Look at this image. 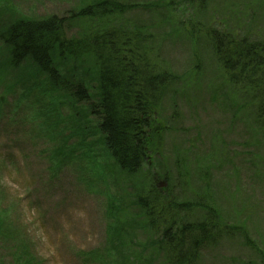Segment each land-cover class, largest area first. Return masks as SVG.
<instances>
[{
    "label": "rangeland",
    "instance_id": "rangeland-1",
    "mask_svg": "<svg viewBox=\"0 0 264 264\" xmlns=\"http://www.w3.org/2000/svg\"><path fill=\"white\" fill-rule=\"evenodd\" d=\"M107 1L123 11L79 16ZM51 16L64 17L69 38L112 27L141 32L158 67L176 80L153 119L145 163L127 174L103 151L87 104H75L30 61L12 66L0 39V113L16 107L30 124L18 123L13 142L5 137L0 144V264H164L156 248L163 230H152L137 204L164 191L176 202L193 204L200 196L214 210L221 238L201 252V264H264V140L200 33L217 29L264 41V0H0V34L16 20ZM58 55L59 73L92 94L97 62ZM46 110L56 123L49 129L35 121ZM86 130L87 138L78 139ZM61 132L82 164L71 175L56 167L58 148L51 147ZM75 173H87V183ZM183 215L195 223L205 212ZM100 248L102 258H81Z\"/></svg>",
    "mask_w": 264,
    "mask_h": 264
},
{
    "label": "trees",
    "instance_id": "trees-1",
    "mask_svg": "<svg viewBox=\"0 0 264 264\" xmlns=\"http://www.w3.org/2000/svg\"><path fill=\"white\" fill-rule=\"evenodd\" d=\"M95 9L114 14L121 13L123 6L115 2H102L94 8L81 10L79 16L94 17ZM64 24L63 16L35 21L17 20L0 34V39L10 50L12 66L19 67L25 61H30L56 89L69 92L75 104L86 103L88 114L97 120L96 129L101 133L103 151L121 171L135 174L146 161L149 138L153 132L152 123L159 104L174 87L176 79L158 67L157 58L147 51V40L137 30L112 27L79 38H69L66 37ZM200 33L212 50L227 83L245 98L246 109L250 111L253 124L264 140V41L217 29H201ZM54 52H58L60 59L90 56L97 62L98 86L92 94L82 81L66 78L59 73L53 60ZM47 112L44 111L35 121L49 129L56 123L52 119L53 111ZM43 117L46 120L43 121ZM0 119L9 133L3 131L4 136L12 142L15 125H30L24 124L25 117L18 113L16 107L0 113ZM45 128L42 130L45 131ZM88 134L86 130L84 136L78 139H86ZM53 135L51 147L55 144L58 148L56 167H64L71 175L74 167L82 165L76 156L79 154L77 148L64 143H70L71 138L62 132L59 134L61 141L57 133ZM69 135L73 136V133ZM80 142L81 145L90 144L86 140ZM83 157L88 158L86 154ZM75 174L84 180L83 185L87 183V173ZM196 198L193 206L186 199L176 202L169 191L154 195L146 193L139 197L137 204L143 209L148 226L152 230H163L156 248L162 251L164 264H201V252L221 238L222 230L216 224L214 210L204 204L202 197ZM190 205L193 207L189 208ZM110 207L108 204V209ZM196 207L203 209L204 219L195 223L184 221L180 213H184L186 219L190 211L199 209ZM103 253L104 250L100 248L96 252H83L80 255L84 260L91 254L102 258ZM90 261L95 264L94 260ZM102 264L110 263L103 261Z\"/></svg>",
    "mask_w": 264,
    "mask_h": 264
},
{
    "label": "bare ground",
    "instance_id": "bare-ground-1",
    "mask_svg": "<svg viewBox=\"0 0 264 264\" xmlns=\"http://www.w3.org/2000/svg\"><path fill=\"white\" fill-rule=\"evenodd\" d=\"M19 20H23V19H19ZM16 21H17V20H16ZM16 21H14V22H16ZM14 22H13V23H14ZM11 24H12V22H11ZM11 24H9V26H10ZM9 26H8V27H9ZM8 27H7V28H8ZM7 28H6V29H7ZM20 66H21V65H20ZM39 71H40V70H39ZM40 72H41V71H40ZM41 73H42V72H41ZM3 137H4V138H3ZM4 139H5V136H0V144H2V142H4ZM0 153H1V152H0ZM5 153L8 154L7 148L5 149L4 154H5ZM94 164H95V163H94Z\"/></svg>",
    "mask_w": 264,
    "mask_h": 264
}]
</instances>
